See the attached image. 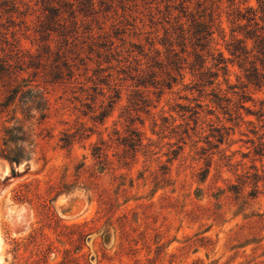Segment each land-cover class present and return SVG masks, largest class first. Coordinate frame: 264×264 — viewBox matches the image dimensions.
I'll use <instances>...</instances> for the list:
<instances>
[{"label": "rangeland", "instance_id": "rangeland-1", "mask_svg": "<svg viewBox=\"0 0 264 264\" xmlns=\"http://www.w3.org/2000/svg\"><path fill=\"white\" fill-rule=\"evenodd\" d=\"M22 1L31 8L29 31L21 28L22 45L36 55L43 7L40 0ZM63 2L71 0L54 5ZM131 2L128 6L136 5L131 11L123 13L115 4L83 22L97 43L109 36L113 57L85 48L82 57L89 59L84 66L76 61L77 80L32 78L49 112L45 120L35 114L22 121L25 144H7L6 131L20 126L16 120L22 116L13 114L14 106L5 109L0 89V264H264V57L254 51L249 61L254 63L240 67L227 51L232 39L253 50L245 38L253 23L239 13L252 8L264 28L258 0ZM201 16L206 23L213 20L211 49L223 54L227 71H219L215 85L198 87L188 69L195 54L217 72L210 47L200 52L189 43L191 21ZM181 31L184 53L178 46ZM177 60L183 80L170 64ZM251 66L257 72L245 71ZM140 74L161 85L137 87ZM167 84L171 89H161ZM216 94L228 101L219 102ZM189 109L199 111L197 124ZM136 135L142 141L137 152L129 148ZM21 146L30 155L20 166L3 157L4 150ZM96 148L110 164L98 165ZM163 173L169 182L162 181ZM100 196L114 202L118 216L139 211L141 232L152 247L148 253L139 242L137 263L105 219L88 225L84 237L77 228L100 217ZM197 205L207 212L192 215ZM159 232L164 238L157 248ZM188 239L194 246L180 251Z\"/></svg>", "mask_w": 264, "mask_h": 264}, {"label": "trees", "instance_id": "trees-1", "mask_svg": "<svg viewBox=\"0 0 264 264\" xmlns=\"http://www.w3.org/2000/svg\"><path fill=\"white\" fill-rule=\"evenodd\" d=\"M54 1L56 0H40L44 16L41 21H39V26L35 31L38 37L36 39L37 54L33 55L23 47L21 39V36L24 35L21 34L22 26L25 25L26 31H29L27 19L31 16V8L29 5L24 4L22 0H0V89L5 90L4 93H6V102L3 106H5V109L14 106L12 109L13 114L16 115L19 113L22 116V120H16V123L20 126L6 131V134L9 136L7 144H25L27 142L25 134L22 132L24 130L22 121L34 119L33 117L35 114H38L41 120H45L48 116V100L42 90L33 84L34 80L32 78L37 79L41 76L51 83L72 81L75 80L77 76L78 64L76 61L84 66L85 60L89 59L88 57H82L85 48H87L89 54L93 52L97 53L98 57L103 55L101 52H104L106 56H108L109 52H112L114 42L107 40L109 36H100L99 39L102 38L104 41L97 43L91 35L92 33L89 25L83 22L92 15L111 11L115 4L123 13L131 11L136 6H128L129 3H132L131 1L135 0H71V2L57 3L60 4V7L54 5ZM258 3L260 5V12L264 14V0H258ZM96 7H98L99 10L96 11ZM62 8H69V10L62 11ZM65 16H67V18H65ZM239 16L243 20H247L248 23H253L247 26L248 31L245 37L246 40L253 42V50H248L246 42L232 39L227 45V51L233 60H237L240 63V67H242L243 64L252 65V63H254L249 62L250 55L254 51L264 57V28L258 27L259 24L257 19L261 17L258 18L257 11L252 8H250L245 15L239 13ZM79 17L82 18V23L78 26ZM201 18L202 16L191 21L192 24L188 30V34L190 35L189 43H192L194 49H200V52L210 47L209 53L212 52V54L209 56H211L212 60L215 62L214 68L217 69V72L206 69L205 61L202 59L203 57L199 54H195V60L189 65L188 69L192 76L196 78V86L198 87L215 85L219 78V71H227V60L224 58L223 54L218 53L216 56L213 52L216 50L211 49L213 48L211 46L214 42L213 36L215 34L214 31H212L214 27L213 20L206 23L202 21ZM252 26L256 28L254 27V29H252ZM82 28L84 30L83 32L81 31ZM99 30L102 31L104 29L100 27ZM185 44L186 36L184 31H181L180 44L178 46L181 47L182 53L185 52ZM173 52L174 51L171 50V57H177V53ZM72 54L76 57L72 58ZM110 57H113V55L110 54ZM180 61L181 60L173 61L170 64L175 67V70L183 80L184 76L181 73L182 67L178 63ZM184 61L186 62L187 60L185 59ZM245 71L255 73L257 69L251 66L250 69ZM136 77H138L137 87L147 88V86L150 85L157 89V86L161 85L159 81H147V78L141 74ZM150 77L156 79L154 74ZM171 79L176 81L175 78ZM104 85L109 87L106 83H104ZM164 86L171 89V84L162 85L161 89ZM97 89L98 88H96L95 91H97ZM229 89L234 90L235 88L230 87ZM113 92H115L113 98L119 99L120 96H118L117 92L115 90ZM233 93L235 94L236 92L233 91ZM100 94L103 96V90ZM242 95V97L245 98L244 92H242ZM214 98L219 102L228 101V99L226 100L224 97H220L219 94L214 95ZM110 104L111 106L109 105V107H112L113 102L111 101ZM196 108H200V106ZM188 112L191 113V118H194L197 124L199 111L189 109ZM102 117L105 118L106 113H104ZM14 119L15 117H13L12 120ZM14 133L18 135L13 136ZM136 138V141L133 140L129 143V148L135 152H137V149L142 145L139 135H136ZM70 141H72L70 137H67L66 142L68 143ZM220 141H223V138H221ZM29 155L30 152L26 151V148L21 146L16 148L15 152L4 150L3 157L11 164L20 166L29 158ZM93 156L96 160H99L98 165L103 164L107 166V164H110L106 155L101 153V148H96ZM162 175L164 176L162 181L166 183L169 182L168 178L165 177L167 173H163ZM206 178L207 175L203 180H206ZM125 191L126 190H124V192ZM100 198V217L90 223L78 225L77 228L80 229V233L84 237L85 228L88 225L91 224L96 226L102 219H105L107 225L119 231L122 240L129 245L132 257L131 260L137 263L139 260H137L136 254L141 251L138 247L139 242H143L142 245L148 253L151 252L152 247V244L147 243L143 237V232H141L143 223H140L141 218H139V211L131 209L124 215L118 216V209L114 202L108 197L100 196ZM204 212H207V208L202 205H197L191 214L202 216ZM167 232L168 230L165 231V233ZM161 234L162 233L159 232L153 242L157 248H160V244L164 238ZM135 237H139L138 242L136 241L137 238L135 240ZM124 242L122 250L125 249ZM186 242L187 244L180 248V251H184L187 247L194 246L192 245L193 241L188 239ZM65 263L71 264V261Z\"/></svg>", "mask_w": 264, "mask_h": 264}]
</instances>
